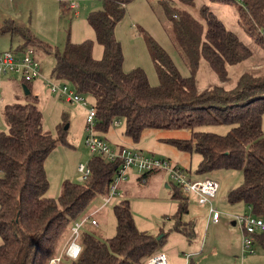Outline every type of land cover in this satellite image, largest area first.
I'll list each match as a JSON object with an SVG mask.
<instances>
[{
  "label": "trees",
  "instance_id": "16d2710c",
  "mask_svg": "<svg viewBox=\"0 0 264 264\" xmlns=\"http://www.w3.org/2000/svg\"><path fill=\"white\" fill-rule=\"evenodd\" d=\"M131 1L100 0V9L86 15L94 40L102 49L97 59L92 57L90 39L66 41L59 50L11 21H5L0 32H18L17 47L21 51L38 46L52 54L51 79L64 80L85 99L93 98L96 134L106 132L110 123L119 119L124 123L123 135L133 142L148 128L188 129L187 138L164 141L180 151L198 154L196 172L200 174L239 170L242 180L227 191L226 201L243 203L251 214L264 217V71H241L233 86L226 87L223 83L230 79L227 67L242 63L252 54L247 44L204 4L197 9V19L181 6H192L193 0H177L180 6L173 0H157L189 74L181 75L165 51L146 36L158 78V83L151 85L141 68L127 71L122 67L123 54L115 26ZM236 13L243 31L264 51V0H241ZM201 59L220 84L199 91L195 72ZM22 83L29 93L23 95V101L5 105L2 110L7 131H0V264H50L60 254L72 223L87 214L94 198L106 194L121 160L107 161L100 155H91L85 179H66L56 197L47 196L49 183L43 164L55 146L64 143V121L56 138L44 131L38 98L31 94L28 82ZM209 124H224L229 129L224 134L200 129ZM174 187L176 191L171 196L177 208L172 229L189 239L194 234L193 224L181 221L187 211V195ZM112 213L113 236L99 239L85 230L84 224L77 256L62 255L57 264H143L158 252L164 234L156 239L137 229L127 199H120ZM254 241L264 255V232L254 234Z\"/></svg>",
  "mask_w": 264,
  "mask_h": 264
},
{
  "label": "rangeland",
  "instance_id": "374dc122",
  "mask_svg": "<svg viewBox=\"0 0 264 264\" xmlns=\"http://www.w3.org/2000/svg\"><path fill=\"white\" fill-rule=\"evenodd\" d=\"M156 1L132 0L126 5L125 15L115 26V37L121 45L123 54V70L141 68L151 85H156L158 78L146 45V36L151 37L165 51L181 75L189 74L174 40H172L170 27L164 20ZM173 1L177 5H181L177 0ZM77 2L79 7L76 14L73 10L67 9V4L60 3L58 5L53 0H17L16 3L10 4V10L7 1L6 4L0 2V15L6 11V15L16 20L14 21L16 25L29 30L39 40L59 50L62 49L66 41L77 43L84 39H90L93 41L92 56L96 54L95 56L100 58L101 46L95 42L92 29L86 21V15L90 11L100 9V0H77ZM240 3L238 0H232L231 3L193 0L192 6L181 5L197 19H199L198 7L203 4L208 6L227 28L237 33L251 50V56L245 61L227 67L230 79L223 85L228 88L233 86L235 77L241 71L246 70L253 73L264 71V51L253 43L238 24L235 6ZM11 32V29L0 32V51L16 47L19 34L18 32L11 34ZM4 33L9 35L8 41L11 36V47L9 42L2 41L1 34ZM31 52L40 65L41 78L29 86L31 94L38 98L37 107L42 115L43 130L50 133L52 138H56L57 130L64 121V143L57 144L47 155L43 164L49 183L46 195L56 197L60 193L64 180L78 181L77 166L87 164L91 158L92 154L84 144L83 118L85 112L77 105L65 102L56 94H50L42 85V78H54L51 76L54 62L52 54L44 52L38 46H31ZM9 75L0 77V131L3 132L7 131L2 116L3 107L14 103L9 88L13 93L15 84L20 82L16 74ZM57 81L62 80L58 79ZM195 83L199 91L214 84H220L208 64L202 59L195 72ZM86 99L90 104L94 102L91 97ZM118 121L117 127L110 126L106 132L97 135L103 139H106L105 136L108 135L107 144L114 150H117L118 147H126L146 156L165 159L172 165L180 167L186 178L191 181L205 179L214 181L218 189L215 196L211 198V203L219 213L220 221L216 226L211 225L209 206L200 204L198 197L189 193L185 199L187 211L181 216V221L192 223L194 234L192 238H186L183 234L172 229L177 201L172 198L171 194L176 191V188L164 169L150 173L146 182L139 179L140 174L129 169L125 178L116 187L117 194L109 204H105L93 216L97 225L94 227L85 225V230L103 240L113 236L115 218L112 207L124 198L129 201L130 211L137 229L145 231L155 238L164 234L158 251L164 256L167 264H264V255L258 246H255L254 254H245L240 258V232L236 226L231 225L232 216L243 212L241 206L230 205L226 201L227 191L237 186L242 180L239 170L220 169L204 174L196 172V166L200 159L198 154L180 151L164 141L169 138H187L188 129L148 128L142 131L137 142H133L123 135L124 123L120 119ZM200 129L224 134L228 131L229 126L209 124L201 126ZM261 131L264 133V113L261 118ZM178 194L183 198L180 193ZM99 203L100 197L94 198L87 214L96 211Z\"/></svg>",
  "mask_w": 264,
  "mask_h": 264
},
{
  "label": "built area",
  "instance_id": "2783aa9c",
  "mask_svg": "<svg viewBox=\"0 0 264 264\" xmlns=\"http://www.w3.org/2000/svg\"><path fill=\"white\" fill-rule=\"evenodd\" d=\"M241 1V0H238ZM66 7L75 12L77 4L75 0H66ZM16 74L23 82H31L40 79V68L37 59L32 55L31 49L12 51L7 50L0 52V76ZM43 86L52 94H56L65 102L75 104L83 108L85 112L83 131L84 144L92 155H100L107 161H113L116 158L121 160L120 166L114 173L112 180L108 186L106 194L100 197V202L104 206L109 204L112 198L117 194L116 187L118 183L125 178L127 170L133 169L137 174L164 169L168 178L172 183L181 189L186 196L189 193L195 194L200 204L209 203V219L212 223H216L219 219V213L210 204V199L217 190V184L214 181L205 179L202 181H191L187 179L181 168L172 165L165 159H159L153 156H146L141 152L120 147L117 150L112 149L103 139L95 132L94 125L96 122L95 107L88 103L84 96L72 85L65 81H57L51 78H42ZM118 120H113L110 126H116ZM78 180H83L87 176L89 170L87 164H79L77 166ZM140 180L144 181L145 178ZM95 211L85 214L78 220L74 221L69 228L66 244L60 254L50 260V264H57L62 255L69 258H75L80 250L78 238L81 227L86 224L96 226L97 223L92 215ZM233 224L240 231V258L245 254H254L255 241L254 234L264 232V217L247 213H239L232 216ZM143 264H167L164 256L159 251L150 256Z\"/></svg>",
  "mask_w": 264,
  "mask_h": 264
},
{
  "label": "crops",
  "instance_id": "0c3cea01",
  "mask_svg": "<svg viewBox=\"0 0 264 264\" xmlns=\"http://www.w3.org/2000/svg\"><path fill=\"white\" fill-rule=\"evenodd\" d=\"M6 1L8 2V9L10 10V4H12V3H16L17 2V0H0V2H4L5 4H6ZM53 1H55V2H57L58 3V5H60V2L59 1H57V0H53ZM88 1H97V0H88ZM234 1V0H233ZM75 2H76V4H77V7H76V10H75V14L77 13V8L79 7V5H78V2H77V0H75ZM239 2H241V1H239ZM65 4H67L66 3V1L64 2ZM234 3V2H233ZM239 5H241V3L239 4ZM238 5V6H239ZM235 8H236V6H235ZM67 9L68 10H70L68 7H67ZM5 21H11V22H13V24L14 25H16L15 23H14V21H16L15 19H13V18H11V17H9V15H6V11L5 12H3L1 15H0V28H1V26L3 25V23L5 22ZM18 26V25H17ZM20 26V25H19ZM8 34L7 33H4V34H1V39H2V41L4 40V41H6V42H9V45H10V47L12 46V42H11V36H10V40L8 41V37H9V35L7 36ZM5 37V38H4ZM18 39H20L19 37H18ZM17 43V45H18V43H19V40H17L16 41ZM8 44V43H7ZM17 45H16V47H13V49H5V50H1L0 52H3V51H7V50H14L15 52L16 51H19L20 49H18V47H17ZM96 54H94L92 57L93 58H97L96 56H95ZM6 76H10V75H6ZM6 76H0V77H6ZM16 76V75H15ZM18 76V75H17ZM18 78H19V80H20V82H19V84H15V86H14V90H13V93H12V91L10 90V88H9V91L11 92V94H12V100L14 101V103L15 102H21V101H23V92H22V89H21V85L23 84L22 83V80L20 79V77L18 76ZM36 80H38V79H36ZM36 80H33V81H31V82H28V85L30 84V86H31V84H32V82H34V81H36ZM43 85V84H42ZM29 86V87H30ZM5 87V86H4ZM1 89H2V86H1ZM30 92H31V89H30ZM49 92V91H48ZM50 93V92H49ZM50 94H52V93H50ZM78 107H80V106H78ZM81 108V107H80ZM81 109H83V108H81ZM83 120H84V118H83ZM112 127H117V126H112ZM142 134V133H141ZM105 138L106 139H103L106 143H107V140H108V135H106L105 136ZM128 138V137H127ZM111 147V146H110ZM118 148H120V147H118ZM117 148V149H118ZM134 171V170H133ZM135 172V171H134ZM154 172H156V171H154ZM136 173V172H135ZM150 173H152V172H149L148 173V175L150 174ZM137 174V173H136ZM165 174V173H164ZM148 175H147V177H145V180H144V182H146L147 180V178H148ZM217 189H218V187H217ZM217 192V191H216ZM191 194H193V193H191ZM230 205H234V206H237V207H239V206H241V208H242V210H243V212L241 211V213H244V212H248V207L246 206V205H244L243 203H234V204H230ZM103 208V205L101 204V202L99 203V205H98V208H97V210L93 213V215H92V217L96 214V213H98L101 209ZM239 214V213H238ZM220 217V216H219ZM220 219V218H219ZM218 219V221L216 222V223H212L211 221H210V223H211V225H218V223H219V220ZM231 225H234V224H231ZM235 226V225H234ZM91 227V226H90ZM193 227H194V225H193ZM240 232V231H239ZM65 244H66V241H65V243L63 244V247L65 246ZM63 249V248H62ZM240 252V251H239Z\"/></svg>",
  "mask_w": 264,
  "mask_h": 264
},
{
  "label": "water",
  "instance_id": "95a60500",
  "mask_svg": "<svg viewBox=\"0 0 264 264\" xmlns=\"http://www.w3.org/2000/svg\"><path fill=\"white\" fill-rule=\"evenodd\" d=\"M21 89L24 95H27L29 93V90L26 88L24 84L21 85ZM233 224V222H231ZM161 237V234L156 237V239H159Z\"/></svg>",
  "mask_w": 264,
  "mask_h": 264
}]
</instances>
